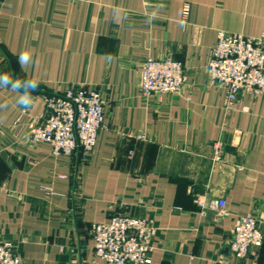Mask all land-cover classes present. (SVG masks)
<instances>
[{"label":"crops","instance_id":"crops-1","mask_svg":"<svg viewBox=\"0 0 264 264\" xmlns=\"http://www.w3.org/2000/svg\"><path fill=\"white\" fill-rule=\"evenodd\" d=\"M219 31L264 35V0H0V74L40 84L27 110L0 88V242L23 264H105L91 226L117 214L156 222L152 264H264V246L244 261L229 247L238 217L264 229V98L242 93L227 110L225 92L209 84ZM25 50L32 62L22 70ZM148 57L183 65L182 94L143 97ZM71 87L108 100L87 158H56L30 131L43 97ZM216 142L223 162L213 160ZM199 195L225 199L228 216L201 215Z\"/></svg>","mask_w":264,"mask_h":264},{"label":"built area","instance_id":"built-area-1","mask_svg":"<svg viewBox=\"0 0 264 264\" xmlns=\"http://www.w3.org/2000/svg\"><path fill=\"white\" fill-rule=\"evenodd\" d=\"M184 7L183 18L190 15ZM211 86L225 92V106L233 110L239 96L246 93L264 98V35L245 36L219 31L211 49L207 67ZM187 87V77L181 63L171 57H148L140 72V92L143 97L180 95ZM45 113L30 123L33 141L49 145L52 154L73 157L78 150L85 158L95 154L98 135L105 128L108 100L97 90L71 87L62 94L43 97ZM26 113V111H23ZM144 140L142 134L130 135ZM213 160L224 161L220 142L213 144ZM47 197L56 194L52 187L43 186ZM194 203L201 215L214 213L228 216L225 199L196 196ZM182 211V209H176ZM158 226L152 219L117 214L107 223L93 224L91 234L95 257L105 264H152ZM264 246V229L257 217H238L235 222L230 251L235 260L244 261ZM0 264H23L16 246L0 242ZM216 264H224L218 261Z\"/></svg>","mask_w":264,"mask_h":264},{"label":"clouds","instance_id":"clouds-1","mask_svg":"<svg viewBox=\"0 0 264 264\" xmlns=\"http://www.w3.org/2000/svg\"><path fill=\"white\" fill-rule=\"evenodd\" d=\"M32 62V54L30 51L25 50L20 53L18 63L23 70ZM40 87L36 79H19L14 78L8 73L0 74V88H10L13 92L17 93V104L24 110L29 109L33 104V93ZM6 107V106H0Z\"/></svg>","mask_w":264,"mask_h":264},{"label":"water","instance_id":"water-1","mask_svg":"<svg viewBox=\"0 0 264 264\" xmlns=\"http://www.w3.org/2000/svg\"><path fill=\"white\" fill-rule=\"evenodd\" d=\"M77 154H80V150H78Z\"/></svg>","mask_w":264,"mask_h":264},{"label":"trees","instance_id":"trees-1","mask_svg":"<svg viewBox=\"0 0 264 264\" xmlns=\"http://www.w3.org/2000/svg\"><path fill=\"white\" fill-rule=\"evenodd\" d=\"M49 95V94H48Z\"/></svg>","mask_w":264,"mask_h":264}]
</instances>
